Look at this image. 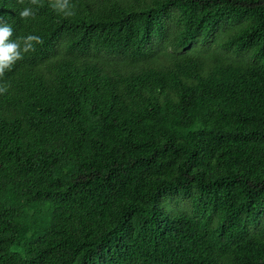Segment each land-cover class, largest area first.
<instances>
[{"label":"trees","instance_id":"trees-1","mask_svg":"<svg viewBox=\"0 0 264 264\" xmlns=\"http://www.w3.org/2000/svg\"><path fill=\"white\" fill-rule=\"evenodd\" d=\"M52 2L0 0V264H264V0Z\"/></svg>","mask_w":264,"mask_h":264},{"label":"clouds","instance_id":"clouds-1","mask_svg":"<svg viewBox=\"0 0 264 264\" xmlns=\"http://www.w3.org/2000/svg\"><path fill=\"white\" fill-rule=\"evenodd\" d=\"M23 4L24 0H18ZM32 5H40V0H30ZM51 7L65 16L74 15L70 0H53ZM22 19H28L35 16V12L31 7H24L19 13ZM14 30L12 26L0 15V78H3L6 71H10L13 66L23 59L24 54L35 50L36 44H42L43 39L34 34H28L24 37L13 39ZM7 83L0 84V94L8 91Z\"/></svg>","mask_w":264,"mask_h":264}]
</instances>
